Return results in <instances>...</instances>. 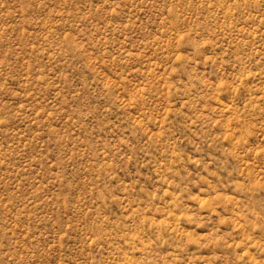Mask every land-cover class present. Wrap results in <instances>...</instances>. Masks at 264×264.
Here are the masks:
<instances>
[{
	"label": "rangeland",
	"instance_id": "obj_1",
	"mask_svg": "<svg viewBox=\"0 0 264 264\" xmlns=\"http://www.w3.org/2000/svg\"><path fill=\"white\" fill-rule=\"evenodd\" d=\"M0 264H264V0H0Z\"/></svg>",
	"mask_w": 264,
	"mask_h": 264
}]
</instances>
